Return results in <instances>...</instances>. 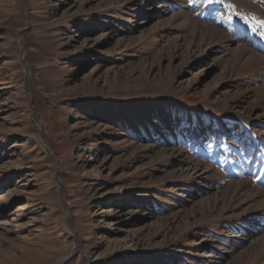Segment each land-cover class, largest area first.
<instances>
[{"label": "rangeland", "instance_id": "1", "mask_svg": "<svg viewBox=\"0 0 264 264\" xmlns=\"http://www.w3.org/2000/svg\"><path fill=\"white\" fill-rule=\"evenodd\" d=\"M261 31L264 0H0V264H264Z\"/></svg>", "mask_w": 264, "mask_h": 264}, {"label": "snow or ice", "instance_id": "2", "mask_svg": "<svg viewBox=\"0 0 264 264\" xmlns=\"http://www.w3.org/2000/svg\"><path fill=\"white\" fill-rule=\"evenodd\" d=\"M203 2H204L205 4L211 5V4H214V3H218V2H220V0H203ZM253 31L255 32L256 30L253 29ZM260 37H261V39H264V31H261V32H260Z\"/></svg>", "mask_w": 264, "mask_h": 264}, {"label": "water", "instance_id": "3", "mask_svg": "<svg viewBox=\"0 0 264 264\" xmlns=\"http://www.w3.org/2000/svg\"><path fill=\"white\" fill-rule=\"evenodd\" d=\"M21 31H22V29H21V30H19V32H21ZM20 52H21V56H20V57H21V61H22V63H23V64H25V65H26V63H25V61H24V59H23V57H22V52H23V51H22V49H21V48H20Z\"/></svg>", "mask_w": 264, "mask_h": 264}, {"label": "bare ground", "instance_id": "4", "mask_svg": "<svg viewBox=\"0 0 264 264\" xmlns=\"http://www.w3.org/2000/svg\"><path fill=\"white\" fill-rule=\"evenodd\" d=\"M247 32H249V31L247 30Z\"/></svg>", "mask_w": 264, "mask_h": 264}]
</instances>
